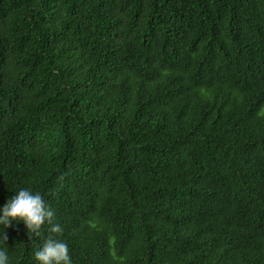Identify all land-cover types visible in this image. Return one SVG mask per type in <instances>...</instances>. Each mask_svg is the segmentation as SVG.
Segmentation results:
<instances>
[{
	"label": "trees",
	"instance_id": "trees-1",
	"mask_svg": "<svg viewBox=\"0 0 264 264\" xmlns=\"http://www.w3.org/2000/svg\"><path fill=\"white\" fill-rule=\"evenodd\" d=\"M39 191L73 264H264V0H0V206Z\"/></svg>",
	"mask_w": 264,
	"mask_h": 264
},
{
	"label": "clouds",
	"instance_id": "clouds-1",
	"mask_svg": "<svg viewBox=\"0 0 264 264\" xmlns=\"http://www.w3.org/2000/svg\"><path fill=\"white\" fill-rule=\"evenodd\" d=\"M55 210L45 200L39 191L21 187L7 202L0 206V225L10 227L13 221H22L28 231L39 234L45 224L51 226V231H63L60 223L55 221ZM7 231L0 235V242H7ZM39 264H73L69 245L62 239L49 236L42 246L34 253ZM0 264H10L7 249L0 246Z\"/></svg>",
	"mask_w": 264,
	"mask_h": 264
}]
</instances>
